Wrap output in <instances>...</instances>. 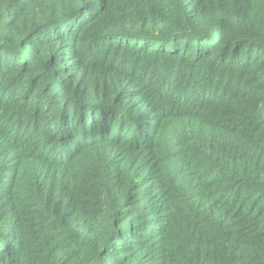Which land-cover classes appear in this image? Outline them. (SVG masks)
Here are the masks:
<instances>
[{"label":"trees","instance_id":"16d2710c","mask_svg":"<svg viewBox=\"0 0 264 264\" xmlns=\"http://www.w3.org/2000/svg\"><path fill=\"white\" fill-rule=\"evenodd\" d=\"M0 264H264V0H0Z\"/></svg>","mask_w":264,"mask_h":264}]
</instances>
